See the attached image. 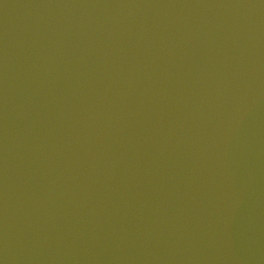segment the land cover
<instances>
[{
	"label": "water",
	"instance_id": "95a60500",
	"mask_svg": "<svg viewBox=\"0 0 264 264\" xmlns=\"http://www.w3.org/2000/svg\"><path fill=\"white\" fill-rule=\"evenodd\" d=\"M0 264H264V0H0Z\"/></svg>",
	"mask_w": 264,
	"mask_h": 264
}]
</instances>
